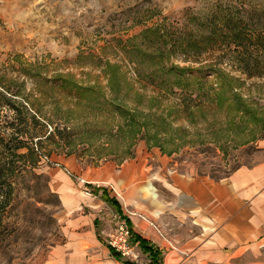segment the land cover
I'll return each mask as SVG.
<instances>
[{"label": "rangeland", "instance_id": "rangeland-1", "mask_svg": "<svg viewBox=\"0 0 264 264\" xmlns=\"http://www.w3.org/2000/svg\"><path fill=\"white\" fill-rule=\"evenodd\" d=\"M235 1L0 0V132L29 127L41 136L32 141L38 154L52 164L71 157L80 169L122 163L139 145L178 173L211 179L264 160V45L230 51L216 20L214 52L191 58L177 48L187 35L209 32L203 20L212 10H231L233 27L244 26L248 10L264 35V0L244 9ZM119 110L148 118L140 138ZM45 132H53L49 140ZM52 166L39 159L18 178L0 264H44L62 242ZM116 219L109 216L107 234ZM251 259L264 263V247Z\"/></svg>", "mask_w": 264, "mask_h": 264}, {"label": "crops", "instance_id": "crops-1", "mask_svg": "<svg viewBox=\"0 0 264 264\" xmlns=\"http://www.w3.org/2000/svg\"><path fill=\"white\" fill-rule=\"evenodd\" d=\"M51 165L62 242L44 264H124L100 236L109 232V216L121 219L89 186L116 200L132 230L162 252V264H264L251 259L264 243V160L221 179L178 173L168 158L140 145L122 163L80 169L67 157Z\"/></svg>", "mask_w": 264, "mask_h": 264}, {"label": "trees", "instance_id": "trees-1", "mask_svg": "<svg viewBox=\"0 0 264 264\" xmlns=\"http://www.w3.org/2000/svg\"><path fill=\"white\" fill-rule=\"evenodd\" d=\"M251 1L253 0H236L235 4L240 5L241 9H244V6L248 5ZM243 12L244 14L241 17L244 18H241L242 21H239H245L244 26L238 27L235 25L233 27V21L235 20L231 10H224L222 13L220 12V14L212 10L203 20V26L207 28L209 32L201 35H190L189 38L187 35L177 48L182 51L184 55H191V58L201 55L202 52H214L220 43V33L215 30L217 27L216 20L220 21L223 27H225V30H227L223 43H226V47H228L230 51H234L238 47L247 50L251 43L252 45L256 44L257 46L264 45V35L255 34V28L250 25L252 24L251 12L248 10H243ZM119 112L120 116L125 119L126 125L128 127H133L129 132L134 135L132 139L136 140L139 134L140 138L141 129L146 128V123L144 121L148 118L143 117V122H141L140 120H137L134 114H131L126 110H119ZM29 119L31 122L38 123L34 116H30ZM2 129L3 131L0 132V248L9 237V234H7L9 232L7 216L9 212L10 198L12 199L14 196L16 185H18L17 181L18 178L21 177V174L26 172L27 169L31 170L36 168V163L39 162V154L32 141L41 137L39 135L37 136V134L33 132L34 130L29 127L24 130V134L20 133L19 125L9 124V128L3 127ZM134 130H137V132H134ZM52 134L53 132L47 135V132H45L42 137H44L45 140H49ZM21 136L27 138L26 143L17 140L16 137ZM37 141H39V139ZM126 153L128 156L131 155V151L129 150H127ZM88 188L93 195H99L101 200L106 205L112 207L117 216L125 222L130 230L131 242L137 245L139 251L145 258L144 264H162V252L155 245L143 239L132 230L130 221L121 215L120 206L116 200L110 198L104 188H91L90 186ZM107 248L113 259L124 264H136L122 259L112 249L109 247Z\"/></svg>", "mask_w": 264, "mask_h": 264}, {"label": "built area", "instance_id": "built-area-1", "mask_svg": "<svg viewBox=\"0 0 264 264\" xmlns=\"http://www.w3.org/2000/svg\"><path fill=\"white\" fill-rule=\"evenodd\" d=\"M39 159L43 164L51 163L47 157L40 154ZM128 214L132 215L131 213ZM138 217L141 220H146L141 216ZM106 247L112 249L122 259L128 262L137 264V262L140 260L141 252L139 251L137 245L131 242L130 230L123 220H118L115 225V229L111 233L107 234ZM259 247L263 248L264 243L258 244V248Z\"/></svg>", "mask_w": 264, "mask_h": 264}]
</instances>
